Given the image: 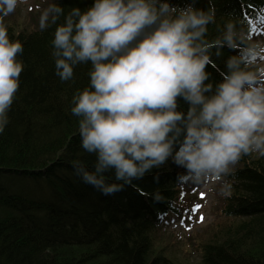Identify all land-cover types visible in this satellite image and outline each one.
Returning <instances> with one entry per match:
<instances>
[{
    "label": "clouds",
    "instance_id": "9594fccd",
    "mask_svg": "<svg viewBox=\"0 0 264 264\" xmlns=\"http://www.w3.org/2000/svg\"><path fill=\"white\" fill-rule=\"evenodd\" d=\"M27 0H0V134L10 122L25 68L24 44L11 39L5 18ZM198 0H92L40 11L41 31L54 27L55 74L72 81L90 65L70 111L78 117L82 149L95 156L70 163L73 174L111 196L165 165L177 180L231 194L243 156H264V39L229 20L209 40L216 10ZM227 47L238 50L215 63ZM215 68L219 74L216 78Z\"/></svg>",
    "mask_w": 264,
    "mask_h": 264
},
{
    "label": "trees",
    "instance_id": "16d2710c",
    "mask_svg": "<svg viewBox=\"0 0 264 264\" xmlns=\"http://www.w3.org/2000/svg\"><path fill=\"white\" fill-rule=\"evenodd\" d=\"M44 1V7L51 2ZM57 2L67 12L92 0ZM211 2L216 19L208 26L209 40L229 20L248 33L264 22V0ZM208 5L209 0H198V7ZM39 14L31 25L5 18L10 38L24 44L25 68L10 122L0 134V264H175L161 250L154 252L150 232L186 213L195 197L182 202L179 193L190 182L178 181L183 170L170 164L104 196L73 174L72 160L89 167L95 160L82 149L78 117L70 111L73 93L89 83L90 65L77 66L74 80L61 81L51 56L55 26L41 31ZM237 52L225 47L216 65L223 68ZM210 70L219 79L216 69ZM229 180L231 194L221 196L225 226L198 245V263L264 264V156H243Z\"/></svg>",
    "mask_w": 264,
    "mask_h": 264
},
{
    "label": "rangeland",
    "instance_id": "374dc122",
    "mask_svg": "<svg viewBox=\"0 0 264 264\" xmlns=\"http://www.w3.org/2000/svg\"><path fill=\"white\" fill-rule=\"evenodd\" d=\"M45 5L44 0H27L26 3L19 5L10 17L20 23L31 25L38 20V13ZM26 11L34 13L28 15ZM262 30L263 32L253 29L251 37L254 40L264 39V29ZM190 193H193L190 197H195L196 200L190 204H197L187 212V215L183 218L174 216L168 219L164 226L158 225L150 232L154 252L161 250L168 258L173 259L175 264H199L200 247L198 245L211 238L217 231L221 234L222 227L225 226L224 215L220 214L222 197L215 182L210 186L183 184L179 193L180 200L184 202Z\"/></svg>",
    "mask_w": 264,
    "mask_h": 264
},
{
    "label": "bare ground",
    "instance_id": "6f19581e",
    "mask_svg": "<svg viewBox=\"0 0 264 264\" xmlns=\"http://www.w3.org/2000/svg\"><path fill=\"white\" fill-rule=\"evenodd\" d=\"M231 9H224V11H229V12H231V13H233L232 11H230ZM235 13V12H234ZM228 16H230V14H228Z\"/></svg>",
    "mask_w": 264,
    "mask_h": 264
},
{
    "label": "snow or ice",
    "instance_id": "6c2138e0",
    "mask_svg": "<svg viewBox=\"0 0 264 264\" xmlns=\"http://www.w3.org/2000/svg\"><path fill=\"white\" fill-rule=\"evenodd\" d=\"M261 20H264V16L261 17ZM203 219V217L201 216V220Z\"/></svg>",
    "mask_w": 264,
    "mask_h": 264
}]
</instances>
